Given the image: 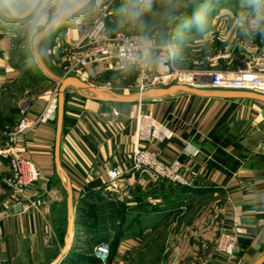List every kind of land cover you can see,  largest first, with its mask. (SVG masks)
Wrapping results in <instances>:
<instances>
[{
	"label": "crops",
	"instance_id": "0c3cea01",
	"mask_svg": "<svg viewBox=\"0 0 264 264\" xmlns=\"http://www.w3.org/2000/svg\"><path fill=\"white\" fill-rule=\"evenodd\" d=\"M124 4L125 0H90L86 13L57 28L44 44L50 75L66 76L70 57L65 61L58 50L77 39L72 28L76 20H90L98 9L110 7L118 14ZM7 26L0 37V145L20 120L23 97L32 93L20 85L22 65L15 60L9 34L14 26ZM108 27L118 29L114 22ZM160 52L150 57L152 71L163 68ZM243 53L216 67L240 66ZM38 71L46 82L58 86ZM74 77L119 95L137 92L115 85L121 79H132L134 85L129 69L98 73L91 69ZM30 99L25 117L44 116L22 134L19 145L43 180L28 191L32 206L11 214L5 183L8 162L0 159V264H52L59 257L56 264H101L93 259V250L101 243L112 245L108 264H254L264 255V103L183 93L123 103L100 101L86 90L69 88L58 134V101L55 110L45 95ZM135 146L159 150L165 160L179 158L199 177L190 186L140 177L129 167ZM112 168L125 174L109 190L106 171ZM68 186L74 231L61 255L68 231ZM180 206L186 211L175 227ZM162 223L164 230L159 229ZM236 226L241 233L234 256L216 253L214 239ZM148 252L154 255L150 262H130L132 255Z\"/></svg>",
	"mask_w": 264,
	"mask_h": 264
},
{
	"label": "built area",
	"instance_id": "2783aa9c",
	"mask_svg": "<svg viewBox=\"0 0 264 264\" xmlns=\"http://www.w3.org/2000/svg\"><path fill=\"white\" fill-rule=\"evenodd\" d=\"M108 12L107 8L98 9L92 19H80L73 23L72 28L77 34V39L71 44L75 51L67 62L66 70L69 75L83 77L91 69L94 73L102 69L120 72L129 69L135 75L134 87L137 91L182 85L200 89L244 90L264 96V52L243 60L238 67H226L210 72L195 69L184 71L173 64L172 46L159 45L152 37L146 35H131L120 30L111 31L107 21ZM145 41L152 44L150 49L143 47ZM156 51H161L163 68L152 71L149 61L152 53ZM230 54L214 57L212 61L227 59ZM167 56L170 59L169 64L166 63ZM208 73L209 80L203 79ZM57 89L54 94L58 97ZM56 102L52 101L55 110ZM43 116L44 114L35 120L23 116L12 131L8 132L5 144L0 145V159L8 162L9 175L5 183L10 191L11 203L13 207H21L22 211L32 206V203H29L28 191L43 180V173L24 157V149L19 142L22 134L31 129ZM129 167L138 176L147 177L150 181L158 183L167 181L175 185L190 186L199 177L197 172L187 170L179 158L165 160L159 150L141 149L137 146L131 154ZM124 174L125 171L119 168L107 170L108 189L116 188V184ZM185 209V206H180L177 213L180 214ZM240 233L241 229L237 226L220 231L213 241V250L227 258H232L236 253L235 239ZM202 247L207 249L209 246L203 241ZM110 255L111 248L108 243H101L93 250V256L101 264H108Z\"/></svg>",
	"mask_w": 264,
	"mask_h": 264
},
{
	"label": "rangeland",
	"instance_id": "374dc122",
	"mask_svg": "<svg viewBox=\"0 0 264 264\" xmlns=\"http://www.w3.org/2000/svg\"><path fill=\"white\" fill-rule=\"evenodd\" d=\"M113 4L115 5L114 2ZM169 8H171L170 11H168ZM198 8L203 9L206 15V24L202 31L198 30L194 25L189 26L186 24L193 11ZM108 10L107 21L110 25H113L114 22L118 27L117 30L131 35H146L152 37L156 43H161L162 46L167 44L172 46L173 64L184 71L194 69L197 71L208 70L209 72L222 70L220 67H216V64L219 61L232 63L235 54L240 55L244 52V50L242 52L243 48H248L245 51L246 53L244 52L240 56L244 61L256 53L264 52V32L256 30L247 22L242 25L239 20L241 16L248 17L249 20L251 18L252 10L248 4V0H171V4L167 2L161 3L158 0L153 12L146 17L143 28L122 23L121 13L115 14L111 7ZM13 26L10 27L9 34L15 60L22 65L23 74L20 85L22 87H29L32 92L30 93L31 96L23 97L20 109L22 111L19 115V119L21 120L25 116L23 110L29 109L30 98L45 95L46 101H57V94H54V91H56L58 86H53L49 82H46L42 76H39L41 75L40 71L30 66L25 36L21 29H17L19 28L18 26ZM7 28V25H0V37L3 36V32ZM252 41L254 42L252 43ZM250 47L253 48L251 49ZM61 48V50H58V53L61 52L60 54H62L65 61L75 51L74 47L72 45L69 46V44ZM249 49L253 51L250 52ZM178 53L180 56L178 55L179 58L176 61ZM229 53L231 54L227 59L220 58L219 60L212 61L214 57ZM196 63L198 64L196 65ZM34 71L38 72L34 73ZM67 72L65 68V75H69ZM207 75L203 79L209 80V73ZM69 76H73V74ZM131 80L121 79L115 85H124L127 90H135L134 85L130 83ZM84 209L88 212L92 210L91 207H85ZM185 211L180 214L175 213V227L179 225L177 221H179ZM159 229H166L165 223H162ZM153 256L151 252L132 255L130 262L147 263L150 262ZM159 258L164 260L165 256H160Z\"/></svg>",
	"mask_w": 264,
	"mask_h": 264
},
{
	"label": "clouds",
	"instance_id": "9594fccd",
	"mask_svg": "<svg viewBox=\"0 0 264 264\" xmlns=\"http://www.w3.org/2000/svg\"><path fill=\"white\" fill-rule=\"evenodd\" d=\"M158 0H125L121 9V22L143 28L146 17L153 12ZM171 4V0H160ZM252 13L241 16L240 23H250L256 30L264 32V0H248ZM90 0H0V25L18 26L24 36L28 51V63L37 70L46 66L47 50L44 47L48 37L61 25L86 13ZM171 8L168 9L170 11ZM167 14V13H166ZM203 30L206 15L203 9H196L186 21ZM145 49L152 44L145 41Z\"/></svg>",
	"mask_w": 264,
	"mask_h": 264
},
{
	"label": "water",
	"instance_id": "95a60500",
	"mask_svg": "<svg viewBox=\"0 0 264 264\" xmlns=\"http://www.w3.org/2000/svg\"><path fill=\"white\" fill-rule=\"evenodd\" d=\"M48 78L53 81L54 83L58 84V97H57V106H58V134L61 131L62 126V118H63V112H64V96L65 92L69 88L73 89H81L86 90L89 93H91L95 98H97L100 101H114V102H123V103H132V102H141L145 99H154V98H162L167 97L171 95H175L178 93L183 94H190L202 98H219V99H249L254 100L257 102L264 103V96L260 94H256L253 92H246V91H232V90H206V89H200V88H193L188 86H182V85H172L168 86L166 88L159 87V88H152L144 91H137L136 93L130 94V95H119L116 93H113L111 91H107L103 89L102 87H95L90 84L82 82L80 79L74 76H64L63 78H55L52 75L46 74ZM60 169V167H59ZM67 191L69 194L68 199V226H67V235L65 239V247L62 250L61 255H63L68 248V246L71 243L72 239V231L73 230V218H72V211H71V203L72 198L71 197V190L70 187H67ZM11 214L15 213H22L21 207H12L9 211ZM60 255V256H61ZM60 259V257H59ZM57 259V261L59 260ZM57 261H55L52 264H56ZM264 261V255L258 259L254 264H261Z\"/></svg>",
	"mask_w": 264,
	"mask_h": 264
},
{
	"label": "bare ground",
	"instance_id": "6f19581e",
	"mask_svg": "<svg viewBox=\"0 0 264 264\" xmlns=\"http://www.w3.org/2000/svg\"><path fill=\"white\" fill-rule=\"evenodd\" d=\"M45 74H51V72L45 67L43 70H42Z\"/></svg>",
	"mask_w": 264,
	"mask_h": 264
},
{
	"label": "trees",
	"instance_id": "16d2710c",
	"mask_svg": "<svg viewBox=\"0 0 264 264\" xmlns=\"http://www.w3.org/2000/svg\"><path fill=\"white\" fill-rule=\"evenodd\" d=\"M111 246H112V245H111ZM111 246H110V247H111ZM111 251H112V247H111ZM110 257H111V255H110ZM93 259H94V260H96V261H98V260H97V259H95V258H93Z\"/></svg>",
	"mask_w": 264,
	"mask_h": 264
}]
</instances>
